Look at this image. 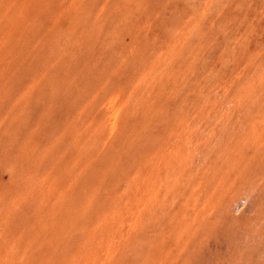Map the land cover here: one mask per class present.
I'll return each instance as SVG.
<instances>
[{
	"label": "rangeland",
	"instance_id": "374dc122",
	"mask_svg": "<svg viewBox=\"0 0 264 264\" xmlns=\"http://www.w3.org/2000/svg\"><path fill=\"white\" fill-rule=\"evenodd\" d=\"M0 264H264V0H0Z\"/></svg>",
	"mask_w": 264,
	"mask_h": 264
}]
</instances>
